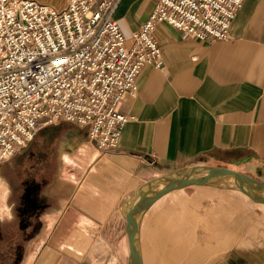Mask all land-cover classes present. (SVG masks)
I'll list each match as a JSON object with an SVG mask.
<instances>
[{
	"label": "crops",
	"instance_id": "crops-1",
	"mask_svg": "<svg viewBox=\"0 0 264 264\" xmlns=\"http://www.w3.org/2000/svg\"><path fill=\"white\" fill-rule=\"evenodd\" d=\"M158 2L120 1L114 19L128 43ZM155 37L163 64L146 66L121 105L130 120L117 147L42 119L0 162V264H127L123 200L175 169L228 166L264 181V0H244L228 39L200 42L167 22ZM139 236L144 264H264V204L184 186L147 209Z\"/></svg>",
	"mask_w": 264,
	"mask_h": 264
},
{
	"label": "built area",
	"instance_id": "built-area-1",
	"mask_svg": "<svg viewBox=\"0 0 264 264\" xmlns=\"http://www.w3.org/2000/svg\"><path fill=\"white\" fill-rule=\"evenodd\" d=\"M121 0H0V162L34 139L40 120L86 128L100 150L117 147L130 117L121 105L148 65L163 64L160 22L213 43L229 38L244 0H159L131 42L114 19Z\"/></svg>",
	"mask_w": 264,
	"mask_h": 264
},
{
	"label": "water",
	"instance_id": "water-1",
	"mask_svg": "<svg viewBox=\"0 0 264 264\" xmlns=\"http://www.w3.org/2000/svg\"><path fill=\"white\" fill-rule=\"evenodd\" d=\"M190 185L238 190L253 201L264 204V181L229 167L194 165L148 180L131 191L122 203L121 212L126 220L129 242L127 264H144L139 233L147 209L167 192Z\"/></svg>",
	"mask_w": 264,
	"mask_h": 264
},
{
	"label": "rangeland",
	"instance_id": "rangeland-1",
	"mask_svg": "<svg viewBox=\"0 0 264 264\" xmlns=\"http://www.w3.org/2000/svg\"><path fill=\"white\" fill-rule=\"evenodd\" d=\"M3 163V162H2ZM225 166V165H224ZM225 167H228V166H225ZM229 168H231V167H229ZM233 169V168H232Z\"/></svg>",
	"mask_w": 264,
	"mask_h": 264
}]
</instances>
